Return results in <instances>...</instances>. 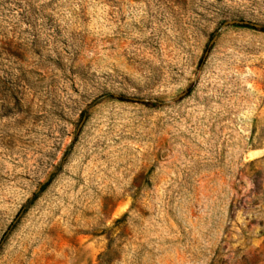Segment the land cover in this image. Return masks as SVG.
<instances>
[{"label": "rangeland", "instance_id": "1", "mask_svg": "<svg viewBox=\"0 0 264 264\" xmlns=\"http://www.w3.org/2000/svg\"><path fill=\"white\" fill-rule=\"evenodd\" d=\"M0 264H264V0H0Z\"/></svg>", "mask_w": 264, "mask_h": 264}, {"label": "trees", "instance_id": "2", "mask_svg": "<svg viewBox=\"0 0 264 264\" xmlns=\"http://www.w3.org/2000/svg\"><path fill=\"white\" fill-rule=\"evenodd\" d=\"M243 23H245V24H253V23H248V21H244Z\"/></svg>", "mask_w": 264, "mask_h": 264}]
</instances>
